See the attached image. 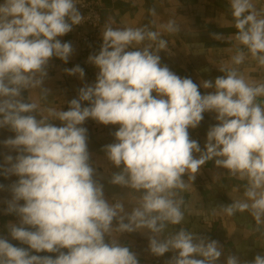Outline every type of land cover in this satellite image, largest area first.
Returning a JSON list of instances; mask_svg holds the SVG:
<instances>
[{"label": "clouds", "instance_id": "clouds-1", "mask_svg": "<svg viewBox=\"0 0 264 264\" xmlns=\"http://www.w3.org/2000/svg\"><path fill=\"white\" fill-rule=\"evenodd\" d=\"M229 3L237 49L232 66L221 68L214 82L198 85L162 64L159 53L170 49L158 32L107 23L98 54L88 58L98 69L95 83L81 87L67 110L48 108L38 116L40 104L24 93L38 90L41 101L52 95L45 87L49 62L55 57L67 63L72 55V44L58 38L84 22L81 3L0 2V129L14 133L0 145L15 153L4 155L0 175L17 178L7 186L11 199L4 210L17 221L7 224L8 237L0 235V264H140L114 232L146 235L151 255L174 253L166 264H217L224 255L217 240L177 227L188 216L205 215L182 193L210 161L244 182L243 199L215 208L229 217L248 213L264 225V82L241 71L246 62L264 69V7L258 0ZM165 28L180 31L175 20ZM64 71L85 77L79 65ZM201 87L213 91L202 94ZM206 112L215 113L218 123L207 131L202 150L189 129ZM88 119L119 126L116 142L103 150L120 169L109 183L129 190L130 211L124 197L109 198L96 178L82 126ZM170 226L178 230L169 232ZM226 264H240L239 256L228 255ZM246 264H264V256Z\"/></svg>", "mask_w": 264, "mask_h": 264}, {"label": "crops", "instance_id": "crops-1", "mask_svg": "<svg viewBox=\"0 0 264 264\" xmlns=\"http://www.w3.org/2000/svg\"><path fill=\"white\" fill-rule=\"evenodd\" d=\"M103 7L102 30L107 23L114 28L118 27H145L158 32L161 38L168 42L169 51H161L162 64H166L180 77L191 78L198 85L203 80H211L222 75L221 68L228 69L232 66L231 58L235 55L237 45L233 40L236 29L233 26L229 0H96ZM2 2V0H0ZM258 7H264V0H258ZM154 10V11H153ZM169 20H175L180 26V31L169 33L165 25ZM212 33H221L220 39L212 37ZM61 42H70L73 53L67 63L58 58H52L49 62L48 78L45 87L51 89L52 95L47 101L39 100L38 90L29 93L25 97L35 100L40 104L37 115H47L48 108L59 110L68 109L67 101L78 97V90L85 84L91 85L96 81L98 69L91 63H86L88 57L74 36L73 29L68 34L59 37ZM79 65L85 71V77L81 80L78 75L70 76L64 70ZM241 71L246 78L264 82V69L246 62ZM202 94L213 91L200 88ZM84 106H87L86 104ZM60 126V121H53ZM218 123L215 113L206 112L204 119L195 129H189L190 138L199 142L201 149L206 143V134L209 128ZM88 131V149L96 168L97 176L105 186L106 195L112 197H124L126 210H131L133 205L127 203L128 189L111 185L109 180L112 173L120 171L107 159L104 146L114 143V132L118 125H102L88 119L82 125ZM14 136L8 129H0V141ZM11 154L8 149L0 145V164L4 155ZM17 178L11 176L5 178L0 175V184L5 186L0 190V235L8 237L7 224L16 222L15 215H7L4 210L6 201L11 199V193L7 186ZM185 180L187 177L185 176ZM182 193L185 202L194 211L204 208L203 216H188L186 222L177 227H185L190 231L204 234L210 239L217 240L223 247L224 255L217 264H226V257L236 254L240 258V264H246L254 260L256 255L264 256V225L258 226L248 214L237 213L229 217L215 207L226 205L232 200L243 199V181L229 177L225 169H218L214 162L204 165L196 176L193 186ZM135 203V195L130 196ZM176 226H170L168 231L175 232ZM113 238L128 245L137 253L140 264H166L174 253H166L163 257H155L148 251V238L141 233H113ZM10 239V237H9ZM12 243H18L12 241Z\"/></svg>", "mask_w": 264, "mask_h": 264}, {"label": "built area", "instance_id": "built-area-1", "mask_svg": "<svg viewBox=\"0 0 264 264\" xmlns=\"http://www.w3.org/2000/svg\"><path fill=\"white\" fill-rule=\"evenodd\" d=\"M80 3L77 7L84 16V22L74 26L73 32L89 58L90 55L98 54L102 44L103 7L96 0H80Z\"/></svg>", "mask_w": 264, "mask_h": 264}]
</instances>
